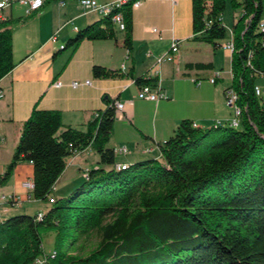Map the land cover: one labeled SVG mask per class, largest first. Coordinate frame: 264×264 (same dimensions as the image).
Wrapping results in <instances>:
<instances>
[{
	"label": "trees",
	"instance_id": "obj_1",
	"mask_svg": "<svg viewBox=\"0 0 264 264\" xmlns=\"http://www.w3.org/2000/svg\"><path fill=\"white\" fill-rule=\"evenodd\" d=\"M137 1L126 0L78 30L58 52L83 41H115L116 14L123 17L122 46L130 52ZM263 1L190 0L192 39L215 48L226 37L227 5L240 11L231 28L230 88L241 110L238 126L229 121L200 129L185 120L158 146L160 160L116 164L107 147L114 103L96 113L85 131L63 128L57 111L33 108L0 186L19 163H28L31 196L49 207L41 218L21 214L0 223V264H264V99L255 92L256 78L264 77ZM14 67L10 21H0V80ZM92 75L125 77L99 66ZM88 149L98 156V167L80 172L82 182L65 197L51 198L70 159ZM42 231L56 232L60 241L51 254L44 255ZM93 232L99 236L95 247L77 254L78 240Z\"/></svg>",
	"mask_w": 264,
	"mask_h": 264
},
{
	"label": "crops",
	"instance_id": "obj_2",
	"mask_svg": "<svg viewBox=\"0 0 264 264\" xmlns=\"http://www.w3.org/2000/svg\"><path fill=\"white\" fill-rule=\"evenodd\" d=\"M94 1L117 4L125 0ZM79 2L46 0L40 11L29 15L17 2L0 11V21H10L15 63L14 69L0 80V176L13 155L8 162H1L2 149H15L21 126L33 108L57 111L63 128L85 131L87 122L108 104H124L121 116L113 122L107 145L115 154L121 148L127 150L125 155L116 156V164H133L149 155L160 160L158 146L173 135L182 121L206 129L231 120L233 114L225 103L224 92L232 84V53L192 39L190 0H140L139 7L132 10L130 52L122 46L123 32L117 30L115 41H83L75 49L58 52L62 48L59 46L78 30L104 17L84 14ZM239 15V10L233 11L231 28ZM223 18L224 14L222 23ZM53 37L55 45L51 43ZM230 41L231 29L222 44ZM174 42L178 43L174 60L158 65ZM94 66L125 77L94 78ZM130 72L133 76L127 77ZM216 74L219 77L215 83L209 84L207 79ZM143 76L153 80L152 84L158 83L163 99L154 103L137 98L139 85L134 79ZM191 79L202 83L196 87ZM73 82L80 86L72 88ZM86 82L89 85H84ZM57 83L61 84L58 88ZM92 153L91 149L85 150L69 162L75 164L78 173L97 168L98 158L93 168L83 158ZM32 174L30 164L19 163L9 181L0 186V197L15 200L12 206L0 203V223L11 209H23L33 201L31 192L24 187L32 182ZM39 213L43 212L36 214Z\"/></svg>",
	"mask_w": 264,
	"mask_h": 264
},
{
	"label": "built area",
	"instance_id": "obj_3",
	"mask_svg": "<svg viewBox=\"0 0 264 264\" xmlns=\"http://www.w3.org/2000/svg\"><path fill=\"white\" fill-rule=\"evenodd\" d=\"M46 0H0V11L6 8H9L11 6L12 3H19L20 5L24 6L26 8V14H31V13H35L40 11L45 3ZM81 9L84 11V14H102L104 13V7L110 6L111 4H98L96 1L94 0H80L79 2ZM140 5V1H138L131 9H136L138 8ZM2 19L1 15H0V20ZM113 24V26L115 27V29L117 31L123 32L124 28H125V24L123 21V17L121 14H117L115 15V20L111 22ZM261 29H264V21H262L261 25H260ZM51 43L52 44H56L57 41L56 39L53 37L51 39ZM59 47H62L59 46ZM221 48L229 51L230 53L233 52V43L232 41L222 44ZM178 52V43L174 42L172 44L170 53L167 54L166 56L162 57L160 60L157 61V64H162L164 62H172L175 58V54ZM121 69H124V66H121ZM219 77V74H216V76L207 79V82L209 84H214L215 80ZM191 82L196 86L199 87L202 83L201 80H196V79H191ZM84 85H89V82H86ZM61 84L57 83L55 84V87L58 88L60 87ZM72 88H77L80 86L79 83L77 82H73L70 85ZM255 92L256 95H260V89L258 87L255 88ZM225 96V103L227 105L228 108H230L232 110V119L230 120V125H237L238 126V119L240 118L241 115V110L238 106V96L235 93V91L231 88H228L227 91L224 94ZM137 98L140 100H145V101H150V102H158L160 99H163L164 96L162 95V93H160L159 90V86L158 83L155 84H143L141 86H139V90L137 93ZM114 110H115V118L116 116H121V113L124 110V104L118 103V102H114L113 104ZM193 128H196L197 126L193 123L192 124ZM127 153V150L125 148H121L119 150H117L116 155H125ZM25 189L32 192L33 189V184L32 182H27L24 185ZM4 203L7 205L12 206L13 204H15V200L13 197H4L1 196L0 197V203ZM38 218H41V214L38 215Z\"/></svg>",
	"mask_w": 264,
	"mask_h": 264
},
{
	"label": "rangeland",
	"instance_id": "obj_4",
	"mask_svg": "<svg viewBox=\"0 0 264 264\" xmlns=\"http://www.w3.org/2000/svg\"><path fill=\"white\" fill-rule=\"evenodd\" d=\"M183 6L187 7L188 3L183 2ZM263 7V14L261 17V22L264 21V1L262 2ZM187 12V9H186ZM232 16H233V10L231 9L230 5H227V8L224 12V18H223V26L226 30V34L228 36L229 31L231 29L232 25ZM256 85L259 86L261 97L264 99V77H257L255 81ZM3 151V160L1 162H8L10 159L11 153H13V148L5 147L2 149ZM83 158H85L86 163L89 165V167L93 168L96 164L94 163L95 160H97L98 156L94 153L91 155L85 156L83 155ZM153 158V155L147 156V159ZM5 159V160H4ZM76 163V161H75ZM82 182L81 174L77 172L75 164L68 162V165L66 167V170L60 177L54 192L50 196L51 198H62L68 195L74 187L79 185V183ZM33 201L25 204L23 209H11L4 218L7 219L9 217H12L14 215H21V214H27V215H34L38 211L39 212H45L47 211L49 204L44 203L41 201ZM41 238H42V247L44 251V255L51 254L55 250L56 247H58L60 241H58V237L56 235V232L54 231H42L41 232ZM99 241V236L95 232L91 233L89 236L81 238L78 240L77 243V250L76 253L79 255H86L88 251H90L92 248L95 247L96 243ZM73 251V250H72ZM41 262V261H40ZM40 264V263H35Z\"/></svg>",
	"mask_w": 264,
	"mask_h": 264
},
{
	"label": "bare ground",
	"instance_id": "obj_5",
	"mask_svg": "<svg viewBox=\"0 0 264 264\" xmlns=\"http://www.w3.org/2000/svg\"><path fill=\"white\" fill-rule=\"evenodd\" d=\"M126 2V0L125 1H123V2H120V3H117V4H112V5H110V6H107V7H104V13H102V14H105V13H108V12H110V11H114V10H119L120 8H121V6H122V4H124ZM138 2V1H137ZM137 2H135L134 4H133V6L137 3ZM132 6V7H133ZM99 15H101V14H99ZM117 15V14H116ZM60 49H62V48H60ZM233 126H236V125H233ZM118 168H121V169H123L122 167H118Z\"/></svg>",
	"mask_w": 264,
	"mask_h": 264
}]
</instances>
